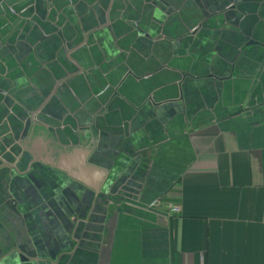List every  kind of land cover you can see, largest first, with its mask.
<instances>
[{
  "label": "crops",
  "instance_id": "obj_1",
  "mask_svg": "<svg viewBox=\"0 0 264 264\" xmlns=\"http://www.w3.org/2000/svg\"><path fill=\"white\" fill-rule=\"evenodd\" d=\"M0 264H264V0H0Z\"/></svg>",
  "mask_w": 264,
  "mask_h": 264
},
{
  "label": "built area",
  "instance_id": "obj_2",
  "mask_svg": "<svg viewBox=\"0 0 264 264\" xmlns=\"http://www.w3.org/2000/svg\"><path fill=\"white\" fill-rule=\"evenodd\" d=\"M13 12H15V10L13 9ZM196 29V28H195ZM194 29V30H195ZM168 208H169V212L172 213V214H177L179 213L181 210H182V207L181 205L179 204H174V203H170L168 205Z\"/></svg>",
  "mask_w": 264,
  "mask_h": 264
},
{
  "label": "water",
  "instance_id": "obj_3",
  "mask_svg": "<svg viewBox=\"0 0 264 264\" xmlns=\"http://www.w3.org/2000/svg\"><path fill=\"white\" fill-rule=\"evenodd\" d=\"M102 187H103V185L100 188H97L96 191H95V193H101Z\"/></svg>",
  "mask_w": 264,
  "mask_h": 264
}]
</instances>
